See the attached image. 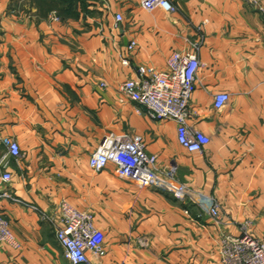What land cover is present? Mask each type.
<instances>
[{"label": "crops", "instance_id": "0c3cea01", "mask_svg": "<svg viewBox=\"0 0 264 264\" xmlns=\"http://www.w3.org/2000/svg\"><path fill=\"white\" fill-rule=\"evenodd\" d=\"M170 1L176 12L88 0L76 18L54 20L0 0V163L5 139L21 152L7 158L0 182L10 172L6 187L38 208L0 200L17 243L2 249L0 264H72L42 218L55 220L63 202L94 214L105 233L107 254L94 264H223L224 235L252 222L264 238V0ZM189 41L202 45L188 125L211 140L193 154L175 122L150 119L118 91L139 67L164 69ZM220 93L230 100L217 110ZM109 134L142 137L160 170L187 185V200L124 179L112 164L92 171ZM214 204L220 221L209 214Z\"/></svg>", "mask_w": 264, "mask_h": 264}, {"label": "built area", "instance_id": "2783aa9c", "mask_svg": "<svg viewBox=\"0 0 264 264\" xmlns=\"http://www.w3.org/2000/svg\"><path fill=\"white\" fill-rule=\"evenodd\" d=\"M141 6L148 12L158 8L169 13L177 10L170 0H141ZM53 18L60 19L56 15ZM116 21L118 24L122 23L123 16L117 14ZM201 45V41H189L188 49L171 53L164 69L139 67L135 78L118 86L121 102L128 100L138 103L154 121L175 122L178 142L190 154L203 153L211 142L203 132L188 125V120L195 113L191 102L198 86ZM135 46L136 42H132L128 49L132 51ZM101 87L106 88L107 84L102 83ZM229 100V94L220 93L215 96L214 106L217 110H222ZM3 144L7 151L0 168L6 164L8 157L19 158L21 155L15 140L5 139ZM110 164L115 166L118 176L142 187L167 191L181 202L186 201L190 195L187 185L175 177L174 169L167 173L160 170L158 156L148 152L140 136L109 134L92 154L89 166L98 173ZM12 179V174L7 171L1 176L0 200H10L38 211L36 206L26 204L6 187ZM209 214L220 221L219 205L214 204ZM42 218L54 223L56 239L72 264H94L91 257L102 260L106 256V235L96 226L95 216L91 212L80 211L63 202L55 220L46 214H42ZM253 226L252 222H247L243 225L242 235L226 234L222 237L223 264H264V238L256 235ZM6 245L17 246V243L8 220L0 215V256Z\"/></svg>", "mask_w": 264, "mask_h": 264}, {"label": "rangeland", "instance_id": "374dc122", "mask_svg": "<svg viewBox=\"0 0 264 264\" xmlns=\"http://www.w3.org/2000/svg\"><path fill=\"white\" fill-rule=\"evenodd\" d=\"M48 3L50 1V4L52 5L53 9L49 14L56 15L59 18L66 17L67 19H71L78 13L79 10V3L82 2V0H47ZM88 2V0H84ZM42 0H15L16 5L19 9H22L23 11H32L35 10L36 14H39V7H47L48 6L41 4ZM73 6V11H69L68 14H66L68 11L67 8H70ZM46 9V8H45ZM50 9V8H49ZM41 14V13H40ZM61 15V17H60ZM65 15V16H64ZM69 16V17H68Z\"/></svg>", "mask_w": 264, "mask_h": 264}, {"label": "trees", "instance_id": "16d2710c", "mask_svg": "<svg viewBox=\"0 0 264 264\" xmlns=\"http://www.w3.org/2000/svg\"><path fill=\"white\" fill-rule=\"evenodd\" d=\"M41 4L46 5V6H48V7L50 8V9L48 8V10H47V7H43V8L39 7L40 11H39V14H38V15H39L40 17H45V16H47V15L49 14V12H51V10L53 9V7H52V5L50 4V1H49V3H48L47 0H42ZM86 5H87V2L84 1V0H82V2L79 3V6H82L83 11H86ZM45 8H46V9H45ZM66 11H68L66 14H68L69 11H73V6L71 7V9H70V8H67ZM40 13H41V14H40ZM64 16H65V15H64ZM77 16H78V13H77V15H75V16H71V17L76 18ZM60 17H61V15H60ZM68 17H69V16H68ZM61 19H67V18H66V17H61Z\"/></svg>", "mask_w": 264, "mask_h": 264}]
</instances>
